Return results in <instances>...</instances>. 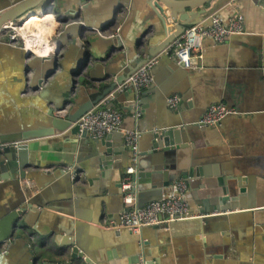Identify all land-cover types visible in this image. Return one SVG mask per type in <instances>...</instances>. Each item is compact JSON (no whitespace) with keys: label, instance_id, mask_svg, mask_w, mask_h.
Returning a JSON list of instances; mask_svg holds the SVG:
<instances>
[{"label":"water","instance_id":"1","mask_svg":"<svg viewBox=\"0 0 264 264\" xmlns=\"http://www.w3.org/2000/svg\"><path fill=\"white\" fill-rule=\"evenodd\" d=\"M215 1L217 0H145V5L156 15L161 26H155L150 38L148 33L152 26H147L133 42L124 39L122 26L117 28L115 34H105L107 26L114 23L111 16L98 27L91 26L86 19H81L80 13L86 10V6L81 2L74 12L66 13L62 20H58L53 55H31L30 63L24 64L22 104L24 107L30 106L22 110L26 116L21 127L25 128L10 132L0 129V190L9 188L17 201L16 206L7 207L0 219V249L6 240H12L13 237V240L24 242L29 253V264H38L48 253L62 257L67 252L69 260L64 264H160V258L156 254L159 243L147 239L143 232L146 228L133 233L127 228L112 227L116 231L115 235L104 239L103 247L93 252L83 239L68 229L65 230V242L56 252H51L45 244L30 239L25 232L29 222L47 220V211L39 208L44 209L46 203L53 205L55 197L65 200L71 191L78 194L72 187L80 181L86 182L92 192L103 194L107 191L109 194L119 195L122 203L116 212L113 205L117 198L101 201L105 209L102 216L108 217V221L113 222V225L119 224L120 215L127 211L123 204L126 193L133 195L137 206H142L150 201L170 197L174 193L173 183L183 181L187 185L183 199L188 205L190 215L195 216L184 221L194 222L192 224L196 238L217 232L222 237L227 236L230 230L229 222L231 223L230 211L238 205L248 178L233 172L232 166L235 165L231 160L216 155L222 140L220 136L210 135V144L202 138L205 131L218 128L225 118L240 115H228L218 126L211 127L199 126L196 121L210 105L224 102L226 106L233 107L236 99L240 100L241 97L223 75L227 66L223 59L212 66L216 69L215 72L211 73L205 87L197 95L196 85L193 79L188 77V70L178 65L175 59L160 54L188 26L199 23L210 14L206 6ZM41 3L43 6L38 8L37 5ZM234 5L237 4L234 2ZM51 6L54 7L52 0H14L6 8L0 9V30L25 14H34L39 9L46 12V8ZM119 8V4L113 8L114 17L120 13ZM247 34L244 27L243 34L230 38ZM204 40L213 41L210 38ZM254 40L246 45L253 55L246 57V60L252 61L243 62L249 68L262 69L264 39ZM4 44H8V38ZM8 47L16 49L20 58L25 54L21 43L17 46L8 44ZM144 47L147 50L145 57L138 52ZM157 55L159 56L152 69L154 77L150 89L160 86L155 76L156 68L164 61L171 63L168 75L170 81L164 85L166 89L162 87V95H155L157 106L163 112L162 99L167 100L173 95L179 98L176 108L168 106L177 114L176 122L168 126L163 125L160 113L147 109L132 84H125L134 72ZM86 71L90 72L88 77L83 75ZM155 91L157 93V90ZM108 97L111 99L106 108L117 109L125 117H131L135 121V127L125 128L121 124L120 131L107 134L101 139H91L89 133L80 130L75 123ZM191 97L193 102L189 101ZM125 98H128L127 104L122 103ZM3 103L10 108L6 102H0V105ZM17 104L20 107L19 103ZM134 129L140 132V137L135 151H132L125 146L121 130ZM65 133L68 136L90 140L88 144L92 149V166L88 170L76 169L75 166L61 170L59 174L65 182V188H62L60 193L54 190L57 195H53L47 187L59 177L58 174L53 173L45 183L35 182L34 187L24 186L25 181L34 180L35 176L39 175V172H29L30 167L38 165L29 157V142L63 136ZM145 138L149 143L144 147L141 146V140L143 142ZM209 162L216 166L219 174L216 172L212 175L207 171ZM224 163L228 165L226 170ZM128 167H133L134 172L130 174L128 190L123 191L121 178L124 175L123 170ZM220 168H223L225 173H222ZM33 170L35 169L31 171ZM111 181L116 182L113 189L109 188ZM166 227L167 225L163 224L158 226V229L164 230ZM147 228L154 230L152 227ZM17 231L20 234L14 236ZM59 231L61 226L56 222L53 232ZM121 232L124 235H121ZM206 253L208 257L216 259L223 255L222 252L216 253L212 246ZM199 256H202L201 252L196 254V257Z\"/></svg>","mask_w":264,"mask_h":264},{"label":"crops","instance_id":"2","mask_svg":"<svg viewBox=\"0 0 264 264\" xmlns=\"http://www.w3.org/2000/svg\"><path fill=\"white\" fill-rule=\"evenodd\" d=\"M52 1L54 5L53 14L56 16L71 14L80 2L83 3L86 10L80 13V17L86 19L91 26L98 27L105 22L106 18L113 17L114 23L107 26L105 34H115L117 28L122 26V35L127 42H133L134 38L149 25L152 26L148 33L150 38L155 26L157 25L156 28L161 26L156 15L145 5V0ZM229 1L231 0H217L215 3L206 6V10L210 14L216 13L221 22L226 24L232 14V9L227 5ZM11 2L13 3L14 0H0V9L6 8ZM234 2L243 16L244 27L248 32L247 36L230 38L227 42L220 43L221 45L210 40H204L198 52L202 57L192 59V64L196 69H189L187 74L193 79L198 95L205 87L208 77L216 70L212 66L220 59H223L224 63L227 64L223 75L226 76V81L236 88L239 97H241L240 100L239 98L236 99L233 107H227L239 110L242 115L225 118L218 128L205 131L202 139L210 144V135L214 134L222 138L216 155H222L223 158L226 157L227 160H231L235 165V167L232 166L233 172L245 175L248 178L247 185L244 187V194L239 197L238 205L236 204L235 209L230 211V230L226 237H222L217 232L214 235H200V238L197 239L194 224H192L194 222L191 221L171 222L166 224L167 227L164 230L158 229V227H152L154 230H151V228L146 227L143 232L147 239L159 243V246L156 247V254L160 258V264H264V212H262L264 210V66L262 69H253L247 67L243 62L244 60L249 63L252 59L247 61L246 57L253 56L246 45L253 43L255 38L264 39V0H234ZM118 4L120 5V13L114 17L112 10ZM42 6V3L37 5L38 8ZM208 15L201 20L205 21L207 25L209 24ZM49 20L50 22L45 19L39 20L40 25L39 23L38 26L34 25L37 30L42 32L40 44L44 46V49L47 48L45 42L52 35L49 43L53 46V51L39 57L52 56L54 52L55 28L58 26V20L55 18L54 28L53 21L51 18ZM23 28L25 26L20 27L19 34L25 40L30 41L31 33H23ZM170 28H173L171 24ZM6 33V31H1L0 35V102H6L10 108H7L4 103L0 105V129L10 132L25 128L21 127L26 116L22 110L23 108H30V106H23L24 94L21 93V90L24 85V64H28L32 57L25 59L23 56L20 58L16 49L8 47V44L4 46L7 38ZM25 46L34 54H42L36 52L28 43H25ZM24 52L26 53L25 50ZM138 52L141 56L147 55L145 47ZM31 55L33 54L29 56ZM170 64L169 61H164L155 70L159 87L150 89L149 86L138 93L139 98L142 97V102L146 104L145 106L149 111L161 114L162 123L165 126L175 123L177 114L170 110L165 99L161 101L163 102V112H161L160 107L157 106L155 95H162V87L165 88L164 85L170 81L168 77ZM89 73L86 71L83 72V75L88 77ZM127 99L125 98L122 103L127 104ZM189 101L193 102V97ZM221 103L225 104L224 102ZM207 109L208 107L201 117ZM122 126L134 128L135 121L131 117L123 115ZM89 141L79 136H68L67 133L63 136L31 140L29 142V157L38 165L34 168L30 167V171H28L39 172V175L35 176L34 180L25 181L24 186L34 187L35 182L45 183L48 177L54 173L58 174L59 177L47 188H50L48 190L53 195H57L54 190L60 193L59 191L65 188V182L59 174L61 170H65L68 166L88 170L92 166V149L91 145L88 144ZM148 143L149 140L146 138L143 142L141 140V146L145 147ZM224 164L226 170L228 165ZM32 169L35 170L31 171ZM206 169L212 175L217 172L216 166L210 162ZM219 170L225 173L223 168ZM124 171L125 169L123 173ZM115 183V181H111L109 188L113 189ZM73 185L72 188H75L78 194L71 191L65 200L55 197L53 205L46 203L44 209L38 207L39 210L47 211V220L42 222L31 220L29 227H25V232L32 241L45 244L51 252L61 249L60 245L66 240V229L83 239L86 245L90 246L91 252L100 250L103 247L104 239H109L116 233L112 228L114 223L108 221V217L102 216L105 209L101 201L112 197L117 198L113 205L114 212H116L117 207L119 208L122 203L119 195L109 194L107 191H104L103 194H98L97 191L92 192L90 186L82 181ZM16 203V198L9 188L0 190V219L7 207L12 208V206H16ZM252 212H257V214ZM56 222L61 226L59 232H53ZM124 233L128 235V232L125 231ZM19 234L20 232L17 231L14 236ZM121 235H124L123 232ZM6 241L0 249V264H29V253L24 242L13 240V237L12 240ZM3 246H5L4 252ZM211 246L216 253L222 252L223 255H220L222 257L218 259L208 257L206 251ZM199 252L202 253V256L196 257ZM68 260V252L62 257L48 253L39 260L38 264H64ZM90 261L92 260L90 259Z\"/></svg>","mask_w":264,"mask_h":264},{"label":"built area","instance_id":"3","mask_svg":"<svg viewBox=\"0 0 264 264\" xmlns=\"http://www.w3.org/2000/svg\"><path fill=\"white\" fill-rule=\"evenodd\" d=\"M232 9V14L228 18L227 23L221 22L219 17L210 14L207 17L209 24L205 21L188 26L185 31L171 42L160 54L167 55L171 59H175L178 65L184 69H196L192 64L194 57L200 59L201 56L198 52L204 39L210 38L216 43L225 42L233 35H240L244 33L243 16L234 5V0L227 4ZM39 9L37 11H40ZM46 11L54 16L57 20H62L63 16H56L53 14L54 7L46 8ZM23 18V17H22ZM22 18L16 20L14 23L7 25L1 31H6L8 44L17 46L22 44L24 49V41L18 35L16 30L17 23ZM50 44V43H49ZM53 48V47H52ZM159 55L148 60L136 72H134L125 82V84H132L135 92L138 94L142 89L148 88L153 83V66L157 62ZM111 97L105 99L97 106L86 112L77 121L76 125L80 130H85L89 133L91 139H101L107 134L120 131V126L123 120L121 111L111 108L107 109ZM179 98L175 95L167 99V104L170 108H176ZM228 115H242L234 108H228L225 104H213L208 107L205 114L196 121L199 126H218L219 123ZM123 134V141L126 147L135 151L140 132L134 130H121ZM134 160V159H133ZM134 172L133 167H128L124 171L121 179L123 191L128 190L130 184V174ZM172 188L174 193L163 200H154L147 202L142 206H137L133 195L126 193L123 197V204L127 211L121 214L119 224L114 225V228H127L133 233H138L140 229L146 227H158L163 224L171 222H179L195 218L190 215L187 203L183 199V195L187 190V185L183 181H176L173 183ZM162 216V218H160ZM3 252L5 246L2 247Z\"/></svg>","mask_w":264,"mask_h":264},{"label":"bare ground","instance_id":"4","mask_svg":"<svg viewBox=\"0 0 264 264\" xmlns=\"http://www.w3.org/2000/svg\"><path fill=\"white\" fill-rule=\"evenodd\" d=\"M45 17H49V19L51 18V20L53 21V28H54L55 27L54 16H51L47 11L44 12V10H40V11L36 10L34 12V14H29V15L25 14V16L21 20H19V22L17 23V25H18L17 28L25 26V28H23V33H26V32H29V34L31 33L30 46L32 48H34V50L36 52L38 51L39 53H42L40 55L34 54V53L30 52L29 50H27L26 46L24 45L25 47L23 50L26 51V53L24 54L25 59L27 57H30L29 56L30 54H33L35 56H44V55H47L53 51V48H52L53 46H51L49 44V39L52 35H50L48 37V40L45 42V45L47 48L44 49V46L42 44H40L41 39H42V32H41V30H39V29L37 30V28L34 27V25L38 26L39 20L42 21L45 19ZM47 21L50 22V20H47ZM19 24H21V25L19 26ZM39 25H40V23H39ZM16 30L18 32V29H16ZM18 35L20 36V38H22L21 35L19 34V32H18ZM22 39L24 41V38H22ZM31 60H32V58H31ZM30 61L28 62V64L30 63Z\"/></svg>","mask_w":264,"mask_h":264},{"label":"rangeland","instance_id":"5","mask_svg":"<svg viewBox=\"0 0 264 264\" xmlns=\"http://www.w3.org/2000/svg\"><path fill=\"white\" fill-rule=\"evenodd\" d=\"M45 20H49V17H45ZM21 24H19V26H20ZM16 29H18V32L20 33V28H16ZM24 42L25 43H28L29 45H30V41L29 40H25L24 39Z\"/></svg>","mask_w":264,"mask_h":264}]
</instances>
